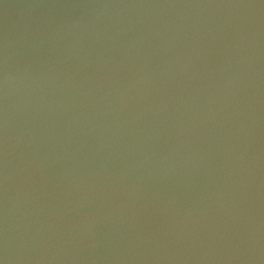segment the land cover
<instances>
[{
    "label": "water",
    "instance_id": "water-1",
    "mask_svg": "<svg viewBox=\"0 0 264 264\" xmlns=\"http://www.w3.org/2000/svg\"><path fill=\"white\" fill-rule=\"evenodd\" d=\"M0 264H264V0H0Z\"/></svg>",
    "mask_w": 264,
    "mask_h": 264
}]
</instances>
